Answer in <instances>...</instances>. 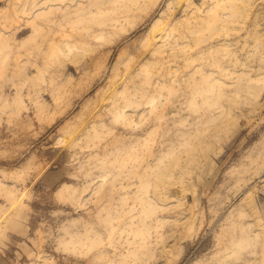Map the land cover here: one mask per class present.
Returning a JSON list of instances; mask_svg holds the SVG:
<instances>
[{"label": "rangeland", "instance_id": "obj_1", "mask_svg": "<svg viewBox=\"0 0 264 264\" xmlns=\"http://www.w3.org/2000/svg\"><path fill=\"white\" fill-rule=\"evenodd\" d=\"M0 264H264V0H0Z\"/></svg>", "mask_w": 264, "mask_h": 264}, {"label": "bare ground", "instance_id": "obj_2", "mask_svg": "<svg viewBox=\"0 0 264 264\" xmlns=\"http://www.w3.org/2000/svg\"><path fill=\"white\" fill-rule=\"evenodd\" d=\"M78 5H79V4H78ZM30 36H32V35H30ZM30 36H28V37H26V38H28V39H30V40H31L32 38L35 39V37L29 38ZM25 41H26V42H25ZM25 41H24V43H26V45L24 44V47L28 45L27 40H25ZM28 41H29V40H28ZM31 41H33V40H31ZM31 41H30V42H31ZM21 44H23V43H21ZM32 44H33V43H32ZM29 45H30V44H29ZM22 47H23V46H22ZM122 113H123V112H121V114H122ZM121 114H120V115H121ZM122 116H123V115H122ZM150 201H151V200H150ZM153 205H154V204H153Z\"/></svg>", "mask_w": 264, "mask_h": 264}]
</instances>
